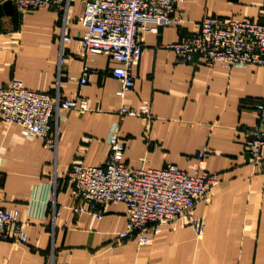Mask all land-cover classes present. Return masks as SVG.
Returning <instances> with one entry per match:
<instances>
[{
	"label": "crops",
	"instance_id": "0c3cea01",
	"mask_svg": "<svg viewBox=\"0 0 264 264\" xmlns=\"http://www.w3.org/2000/svg\"><path fill=\"white\" fill-rule=\"evenodd\" d=\"M82 1L72 0L66 13L40 7L0 17V87L14 77L31 90L63 98L79 93L87 101L86 111L61 108L55 115V151L0 121V206L17 209L28 234L25 244L0 240V264H264V164H252L244 150L256 120L252 103L264 97V65L180 64L161 47L196 31L207 14L264 23V0L177 2L181 27L145 34L138 76L123 100L110 74L116 63L104 54L82 55ZM84 65L92 73L79 87ZM122 103L148 105L153 119L119 116ZM114 123L130 167L171 163L187 173L217 174V184L194 205L193 216L206 225L201 237L179 219L162 224L150 244L132 234L115 242L127 228L124 203L107 204L100 220L76 214V197L62 176L74 163L104 161Z\"/></svg>",
	"mask_w": 264,
	"mask_h": 264
},
{
	"label": "built area",
	"instance_id": "2783aa9c",
	"mask_svg": "<svg viewBox=\"0 0 264 264\" xmlns=\"http://www.w3.org/2000/svg\"><path fill=\"white\" fill-rule=\"evenodd\" d=\"M71 1L11 0L19 17L40 7L66 13ZM179 1L183 0L82 1L81 13L77 16L84 28L78 39L82 55L104 54L116 63L110 74L119 83L115 93L120 100L132 89L138 76L136 68L145 34H158L161 27H181L182 18L175 8ZM62 27L61 43H67L71 38L66 27ZM161 47L174 53L175 63L258 67L264 65V23L207 14L197 23L196 31ZM59 61L63 62L61 57ZM91 73L88 65L82 67L79 87L87 83ZM252 106L256 120L246 131L244 150L252 164L261 167L264 164V97L254 99ZM61 108L86 111L87 101L79 93L74 98H63L60 94L51 96L31 90L14 77L0 87V121L6 125L15 123L22 135L37 136L53 151L59 137L54 117ZM117 113L139 117L147 123L153 119L148 105L135 108L122 103ZM117 130L114 123L106 137L107 149L102 163H74L62 176L76 197V214L88 212L100 220L107 204L124 203L127 228L118 233L115 242L132 234L140 245L150 244L152 235L162 224L179 219L192 226L201 237L206 225L202 218L193 216L194 205L217 184V174L198 170L187 173L171 163L161 169L130 167L122 159L124 144ZM203 156L204 152L198 153V157ZM27 239L18 210L0 206V240L25 244Z\"/></svg>",
	"mask_w": 264,
	"mask_h": 264
},
{
	"label": "water",
	"instance_id": "95a60500",
	"mask_svg": "<svg viewBox=\"0 0 264 264\" xmlns=\"http://www.w3.org/2000/svg\"><path fill=\"white\" fill-rule=\"evenodd\" d=\"M13 5L11 0H6L0 3V17L13 15Z\"/></svg>",
	"mask_w": 264,
	"mask_h": 264
},
{
	"label": "trees",
	"instance_id": "16d2710c",
	"mask_svg": "<svg viewBox=\"0 0 264 264\" xmlns=\"http://www.w3.org/2000/svg\"><path fill=\"white\" fill-rule=\"evenodd\" d=\"M16 15H17L16 12H14L13 16H16Z\"/></svg>",
	"mask_w": 264,
	"mask_h": 264
}]
</instances>
